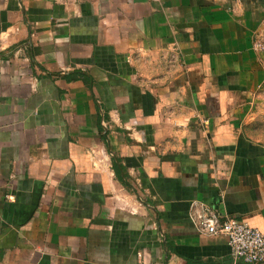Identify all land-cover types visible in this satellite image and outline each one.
<instances>
[{
	"label": "crops",
	"instance_id": "0c3cea01",
	"mask_svg": "<svg viewBox=\"0 0 264 264\" xmlns=\"http://www.w3.org/2000/svg\"><path fill=\"white\" fill-rule=\"evenodd\" d=\"M259 44L264 0H0V264H232L191 214L264 232Z\"/></svg>",
	"mask_w": 264,
	"mask_h": 264
},
{
	"label": "built area",
	"instance_id": "2783aa9c",
	"mask_svg": "<svg viewBox=\"0 0 264 264\" xmlns=\"http://www.w3.org/2000/svg\"><path fill=\"white\" fill-rule=\"evenodd\" d=\"M264 50V45H257ZM191 219L199 233L226 239L232 264H264V232L233 216L194 204Z\"/></svg>",
	"mask_w": 264,
	"mask_h": 264
},
{
	"label": "rangeland",
	"instance_id": "374dc122",
	"mask_svg": "<svg viewBox=\"0 0 264 264\" xmlns=\"http://www.w3.org/2000/svg\"><path fill=\"white\" fill-rule=\"evenodd\" d=\"M248 134L264 147V85L257 91L248 108Z\"/></svg>",
	"mask_w": 264,
	"mask_h": 264
},
{
	"label": "trees",
	"instance_id": "16d2710c",
	"mask_svg": "<svg viewBox=\"0 0 264 264\" xmlns=\"http://www.w3.org/2000/svg\"><path fill=\"white\" fill-rule=\"evenodd\" d=\"M66 79H68L69 81H71V80H82L87 85H89L90 87H92L93 84H94L92 77L90 75H88L87 73H84V72H81V71H76V72L66 76ZM115 170H116V173H117L118 177H120L121 173L123 172V168L120 167L116 163ZM124 184H126V186L130 187V185L126 181H124Z\"/></svg>",
	"mask_w": 264,
	"mask_h": 264
}]
</instances>
